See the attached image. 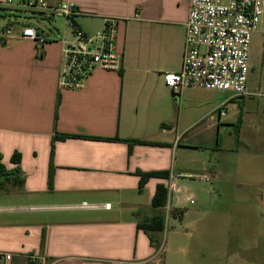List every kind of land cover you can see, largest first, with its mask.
I'll return each mask as SVG.
<instances>
[{"label": "crops", "instance_id": "obj_1", "mask_svg": "<svg viewBox=\"0 0 264 264\" xmlns=\"http://www.w3.org/2000/svg\"><path fill=\"white\" fill-rule=\"evenodd\" d=\"M6 1L0 153L8 171L20 169L0 185V251L14 255L8 264L42 263L32 257L46 264H171L165 230L139 228L156 214L161 184L169 189V212L159 211L188 220L187 264H264V84L248 83L246 96L202 87L174 96L163 74L182 68L189 0H48L72 3L75 22L90 35L106 18L118 22L120 70L97 68L73 89L59 86L67 20L57 34L41 25L57 16L31 15L21 0ZM28 26L43 42L20 38ZM8 29L12 35L3 36ZM252 44L264 66V17ZM56 133L72 137L54 144L50 189ZM116 137L153 144L130 152L126 142L93 139ZM16 153L20 164L12 162ZM139 172L169 176L151 178L140 192ZM212 236L238 237L235 255L213 251ZM239 237H249L248 245Z\"/></svg>", "mask_w": 264, "mask_h": 264}, {"label": "built area", "instance_id": "obj_2", "mask_svg": "<svg viewBox=\"0 0 264 264\" xmlns=\"http://www.w3.org/2000/svg\"><path fill=\"white\" fill-rule=\"evenodd\" d=\"M13 2L7 0L6 4ZM21 4L28 11L63 17L68 22L70 33L60 40L63 48L61 89L82 87L97 68L120 70L122 56L116 51L117 19L106 18L103 30L90 35L75 22L79 11L68 1L51 5L48 0H21ZM263 17L264 0H189L182 68L163 74L165 85L179 100L182 92L191 87L249 95L251 44ZM11 35L9 29L3 33L5 37ZM20 38L38 40L37 30L25 27ZM220 116H226V112L220 111ZM13 258L14 255L0 251V264H8ZM32 258L46 264L42 258Z\"/></svg>", "mask_w": 264, "mask_h": 264}, {"label": "rangeland", "instance_id": "obj_3", "mask_svg": "<svg viewBox=\"0 0 264 264\" xmlns=\"http://www.w3.org/2000/svg\"><path fill=\"white\" fill-rule=\"evenodd\" d=\"M31 14V11H27ZM8 13V10L0 9V32L5 30V27L10 25L8 24L10 21L9 17H4ZM36 14V13H34ZM32 15V14H31ZM24 16V15H23ZM27 16V14L25 15ZM22 23H26L23 21ZM41 25L46 29L54 30L57 34L60 33L61 35L64 34L65 31V19L62 17H56L53 21H46L45 23H41ZM263 60V53L257 45L252 44L251 51H250V71L248 74V83L253 84H264V66L261 65ZM208 155H201L199 156L200 160L205 159ZM201 187V183L196 184V186ZM230 205H218L217 203L212 205V208H223L224 210H229ZM191 207V206H190ZM231 210H234V206L231 207ZM187 223L188 220L180 219L179 217H173L169 214L166 218V225L165 231L161 238L162 241L165 242V246L167 251L169 252L171 258V264H187V255H186V246H187ZM210 238L211 247L214 250H219L220 253H223V249L228 250V256H234V248L235 242L238 241V237L235 236H224V237H217L212 236ZM244 241L242 246H247L249 243V237H239ZM232 250V252H230ZM177 256L174 257L173 254ZM248 253V252H247ZM257 254V252H249V254ZM213 260V259H212Z\"/></svg>", "mask_w": 264, "mask_h": 264}, {"label": "trees", "instance_id": "obj_4", "mask_svg": "<svg viewBox=\"0 0 264 264\" xmlns=\"http://www.w3.org/2000/svg\"><path fill=\"white\" fill-rule=\"evenodd\" d=\"M42 56V55H41ZM72 137L70 135H62L59 133H56L53 138V144H52V151H51V174L49 178V187L50 189H53V180H54V170H53V164H52V158L54 155V144L57 140L66 139ZM96 140H105V141H123L128 143L129 151L131 152L133 147L138 144H153L152 142L143 141V140H129V139H121V138H110V139H103V138H93ZM12 162L15 164H20L21 162V156L20 154L16 153L12 159ZM20 173V169L16 168L12 171H8L5 166L2 164V155L0 153V185L5 186V184L8 181H11L14 176L18 175ZM140 176V184H139V191L142 192L145 188L146 184L151 178L157 177V178H168L169 173L167 172H139ZM15 179V178H14ZM23 183H20V186H22ZM169 199V189L161 184L158 185L156 188L155 196L152 201V207L156 211V214L151 217L148 221L143 223L142 225H139L140 229H143L148 234L150 232H163L165 230L166 225V215L165 213L159 211V209L165 208L167 206ZM42 245H45V237H43ZM30 264V262H29Z\"/></svg>", "mask_w": 264, "mask_h": 264}]
</instances>
